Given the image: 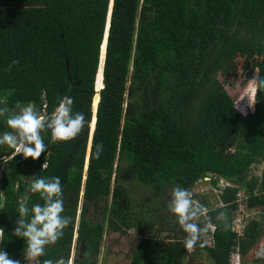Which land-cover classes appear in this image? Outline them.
<instances>
[{"label": "trees", "instance_id": "obj_1", "mask_svg": "<svg viewBox=\"0 0 264 264\" xmlns=\"http://www.w3.org/2000/svg\"><path fill=\"white\" fill-rule=\"evenodd\" d=\"M110 1L0 0V106L27 103L50 114L58 94L70 95L86 121L72 141L42 132L46 151L34 161L0 145V228L6 235L0 248L24 264L23 241L11 233L18 202L42 203L30 191L35 175L60 178L63 214L71 220L39 264L60 257L69 264L73 244L72 264H96L104 229L123 233L138 220L129 182L161 196L209 178L213 187L220 180L229 185L215 195L216 208L202 202L208 211L196 223L204 230L193 252L206 253L210 264H228L237 248L245 264H264L256 256L264 245V167L260 175L252 171L264 162V88L255 89L253 111L245 116L225 90L238 71L246 80L253 70L264 76V0H112L99 72ZM12 60L17 63L9 68ZM247 94L251 102L250 89ZM96 144L102 151L92 159ZM239 192L245 210L259 212L254 218L247 212L241 236L231 230ZM90 210L101 211V220ZM221 211L226 219L218 220ZM179 226L170 225L179 238L142 239L129 264H183L186 234Z\"/></svg>", "mask_w": 264, "mask_h": 264}, {"label": "clouds", "instance_id": "obj_2", "mask_svg": "<svg viewBox=\"0 0 264 264\" xmlns=\"http://www.w3.org/2000/svg\"><path fill=\"white\" fill-rule=\"evenodd\" d=\"M16 63V60H12L9 68ZM250 81L255 89L264 88V76H254ZM255 94L256 92L248 103L249 106L255 103ZM252 111L253 105L250 112ZM0 118H3L7 129L0 131V145H7L16 155L31 158L33 161L46 151L47 145L44 143L42 132L47 130L49 138L53 141L68 142L79 135L86 123L84 114L74 110L73 98L70 95L59 99L50 114H41L35 106L25 103L18 104L13 109L0 106ZM101 151L102 146L96 144L94 150L90 152L91 158L98 159ZM30 191L37 194L42 203H33L28 207L26 201L18 202L15 227L11 235L23 241L24 264L25 262L39 264L38 258L45 255L46 246L56 243L71 220L63 214L64 201L58 176L35 175L30 183ZM2 197L3 193L0 192V198ZM167 209L186 234L185 248L192 249L204 230L198 227L194 219L206 214L208 209L193 200L191 192L180 186L172 189ZM216 219H226L225 213L218 212ZM5 238L4 229L0 228V243H3ZM0 264H20V262L9 258L0 248ZM42 264H67V261L64 257H60L55 261L44 259Z\"/></svg>", "mask_w": 264, "mask_h": 264}, {"label": "rangeland", "instance_id": "obj_3", "mask_svg": "<svg viewBox=\"0 0 264 264\" xmlns=\"http://www.w3.org/2000/svg\"><path fill=\"white\" fill-rule=\"evenodd\" d=\"M102 61H103V54L101 58L99 72L101 70ZM251 75L252 76L250 77V79L246 80L244 74L238 71L237 74L232 78L233 85L225 88L229 98L232 100L234 104V108L242 116L246 115L247 113H250L251 107L253 105L252 104L251 106H249L248 104L250 103L249 98L251 95L250 94L248 95L247 92L248 89H250V92L252 93V97H253V94L256 90L253 87L252 81L250 80L257 75V71L253 70ZM100 78L101 76L99 75V79ZM41 114H45V113H41ZM117 165L118 163L115 162L114 167L116 168ZM125 165L126 163L124 162L121 163L122 167H125ZM0 167H1V162H0ZM263 167H264V162L257 166H254L252 171L256 175H260ZM223 184H219V186L221 187V185ZM217 187H213L209 181V178H205L202 181L196 183L195 186L189 189L188 191L191 192L193 200L199 202L200 204L204 202L206 205H209L212 208H216L218 206V203H215V195H216ZM127 188L131 194L133 211L138 220L133 221L131 227L125 230L123 233H114L112 231L107 230V228L104 229L99 247V252L96 256V264H129L130 256L133 250L137 247L138 243L142 239L151 238L154 236L163 239V241L166 240L165 238L167 237L170 239H176L177 237L179 238V235H175V233H170L171 231H173L170 225L172 223H177L176 220L168 218L169 217L168 210H165L163 213L159 210L160 207L164 205L167 206L173 188L164 190L161 196L155 195L152 190L144 189L135 182H129L127 184ZM110 202L111 199L110 197H108L107 203L110 204ZM146 204L149 209L147 208ZM238 204H240V208L241 205L244 204L242 192H239L238 194ZM0 206H1V198H0ZM80 207H81V201H79L78 203L77 216L79 214ZM153 207L158 209V213H159L158 216H156L153 213L152 210ZM243 212L250 213V218L257 217L259 214L257 209L251 211L243 210ZM89 213L90 215L92 214L91 210ZM101 215H102L101 211H98V213L94 214L93 216L95 217V219L101 220L102 217ZM204 215H199L198 217H196L194 219V222L195 223L199 221L201 222L203 220ZM148 216L149 217L152 216V223L146 221ZM236 216L237 214H235L234 218ZM238 216L242 217L241 210H238ZM247 219L248 218H246L245 221ZM208 242L209 240L205 236V244L206 243L208 244ZM182 243L184 245V241H182ZM186 250H187V256L183 260V264L211 263L206 253L204 252L194 253L192 249H187V248ZM77 252L78 249L77 247L75 248V244H73V248L71 249V258L69 264H72L73 258L75 254H77Z\"/></svg>", "mask_w": 264, "mask_h": 264}, {"label": "built area", "instance_id": "obj_4", "mask_svg": "<svg viewBox=\"0 0 264 264\" xmlns=\"http://www.w3.org/2000/svg\"><path fill=\"white\" fill-rule=\"evenodd\" d=\"M14 154H16L14 152ZM0 160L4 161L5 158H1ZM219 184H223V181H219L218 183V187L216 190V194L220 192L221 189H223L225 186H227V183H224L223 185H221V187L219 186ZM239 209L237 208V210L235 211V214H237V216L232 220V224H231V230L236 233L237 236H241L242 235V229L244 227V223H245V218L248 217V213H244L243 210H245L244 205H241L240 208V204H238ZM238 210L242 211V217L238 216ZM256 256L258 258H263L264 257V245H262L258 250H257V254ZM228 264H245L242 261L241 255L238 252L237 248L236 251L231 253L230 257H229V262ZM247 264H256V263H247Z\"/></svg>", "mask_w": 264, "mask_h": 264}, {"label": "water", "instance_id": "obj_5", "mask_svg": "<svg viewBox=\"0 0 264 264\" xmlns=\"http://www.w3.org/2000/svg\"><path fill=\"white\" fill-rule=\"evenodd\" d=\"M111 5H112V0L110 1V5H109V12H108V15H107V22H106V27H105V34H104V38H103V41H102V45H101V48H100V59H99V67H100V64H101V58H102V54H105V47H106V39H107V32H108V28H109V17H110V10H111ZM104 48V52H102V49ZM103 62H104V55H103V61H102V69H103ZM99 67H98V71H99ZM98 71H97V74H98ZM97 74H96V77H97ZM96 85V83H95ZM95 94H98V92L100 91H97V89H95ZM59 94L57 96V100H56V103L58 104L59 102ZM97 107V106H96ZM93 110V109H92ZM96 110V109H95ZM96 112V111H95ZM94 115L92 113V118H91V121L89 123V138H90V134L93 132V129L91 128V124H92V119H93ZM90 142V141H89ZM87 143V148H86V158H88V153H89V149H90V143ZM84 170H86V167L84 168ZM80 258L83 257L84 255V247L82 246L81 247V251H80Z\"/></svg>", "mask_w": 264, "mask_h": 264}, {"label": "bare ground", "instance_id": "obj_6", "mask_svg": "<svg viewBox=\"0 0 264 264\" xmlns=\"http://www.w3.org/2000/svg\"><path fill=\"white\" fill-rule=\"evenodd\" d=\"M94 111H95V108H94ZM94 124H95V122H94ZM94 124H93V125L91 124V128H92V129L94 128Z\"/></svg>", "mask_w": 264, "mask_h": 264}]
</instances>
